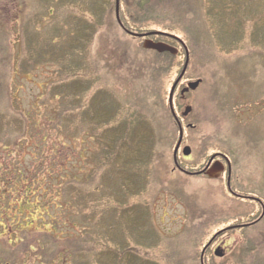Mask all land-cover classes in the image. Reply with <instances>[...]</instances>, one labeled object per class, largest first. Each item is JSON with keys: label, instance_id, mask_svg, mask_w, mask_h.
<instances>
[{"label": "rangeland", "instance_id": "1", "mask_svg": "<svg viewBox=\"0 0 264 264\" xmlns=\"http://www.w3.org/2000/svg\"><path fill=\"white\" fill-rule=\"evenodd\" d=\"M137 4L120 1L128 31L167 33L189 51L173 95L191 148L184 167L225 154L232 194L264 198V0H147L141 13ZM141 42L116 23L114 0H0V264H264V221L230 228L260 208L228 192L226 163L218 177L174 169L168 95L183 49L171 44L170 57ZM80 46L90 69L73 79ZM65 94L82 112L79 128L68 125ZM95 167L72 224L67 183Z\"/></svg>", "mask_w": 264, "mask_h": 264}, {"label": "trees", "instance_id": "2", "mask_svg": "<svg viewBox=\"0 0 264 264\" xmlns=\"http://www.w3.org/2000/svg\"><path fill=\"white\" fill-rule=\"evenodd\" d=\"M144 6L145 5H143V3L142 2H140L139 4H137V5H135L134 7L136 8L135 10L137 11V12H142V10L144 9ZM128 7V6H127ZM134 7H129V8H134ZM122 18V17H121ZM133 18H134V16H133ZM76 22H78V21H76ZM124 23H125V21H123ZM98 24H99V22H98ZM87 26V25H86ZM75 30H77L78 31V34L76 35V37H78V36H80V34L79 33H82V32H84V30H86V28H85V26L84 25H82V27L81 28H75ZM80 39V38H79ZM84 47H81L80 46V48L78 49V50H76V51H74L73 52V54L77 57V58H80L81 60H80V62L78 63V65H74V64H70L71 65V67H72V69L70 70V73H66L68 76H71V77H73V79H77L78 77H77V74H74V73H72L73 72V69H75L76 68V70H78V71H82L83 73L85 72V71H88L89 69H90V65H89V63H87V60H86V53H85V48L83 49ZM84 60H85V62H84ZM79 61V60H78ZM1 68V67H0ZM13 70H12V72L14 73V74H16L17 72L19 73L20 71H27L28 69H26V68H18L17 67V65L15 66H13V68H12ZM0 72H1V75H4V72L0 69ZM84 74H86V73H84ZM72 80V79H71ZM86 82V81H85ZM50 87H51V85L49 84L48 86H47V88L45 89V91H46V95L47 96H51V91H49L50 90ZM60 87H63V85H61ZM64 99H67V101H66V103L64 102ZM59 100L61 101V103L63 104V105H65L69 110H67V113L69 114V122H68V125H70L71 126V124H77V127L79 128V125L81 124V114H82V112L81 111H79L78 110V107H75V106H69L70 105V103H73V102H75V97H73V98H70V96H68V94H65L64 96H61L60 98H59ZM61 105V104H60ZM61 107V110L63 109V107H62V105L60 106ZM18 115H19V117H20V121H21V124L22 125H24V124H26V123H29L30 122V120H29V118L27 117V115L26 114H19L18 113ZM171 117H172V115H171ZM107 123L108 122H106L105 123V125H107ZM98 126H101V124H99ZM65 127H67V126H65ZM60 128V127H59ZM128 129H129V131H128V133H130V127H128ZM79 131H81V130H79ZM99 132V131H98ZM60 134H61V136L63 135V136H65V134H63V133H61L60 132ZM72 134V133H71ZM70 137V136H69ZM71 137H73L72 135H71ZM122 141H123V138L121 139ZM121 141V142H122ZM8 142H10V141H8ZM120 142V143H121ZM116 144V143H115ZM115 144H113V146L112 147H110V145H109V143H105V145L102 147V150H109V149H113V147L115 146ZM54 146V145H53ZM51 150L53 151V147L51 148ZM96 173V167L93 169V171H92V173L91 174H89V176L87 177V178H85L83 181L79 178H77V177H75V176H72V179H70L69 181H68V183H67V186H68V189H69V191H70V199L73 201L72 203H70V204H76V206L78 207V208H76L77 209V214L73 217V216H71V219H70V222L72 223V224H77L76 222L77 221H74V220H76L75 218H79V217H81V213H79L80 212V210L82 209V206H81V203H80V200H79V198H81L82 197V194H83V192H86L87 194H89L90 195V191H89V185H91V184H93V182H92V176L94 175ZM82 200V199H81ZM85 203H87V204H92V205H88V206H91V209L89 208V210H94V206L96 205L95 203H93L92 201H91V203H90V200H86V202ZM87 206L85 205V207H84V210L87 212V211H89L88 210V208H86ZM79 222H81L82 223V221H79ZM84 223V222H83ZM83 223H82V225H83ZM84 226V225H83ZM86 227V226H85ZM85 233H87L86 231H84ZM88 234V233H87ZM89 235V234H88ZM79 241V243L80 242H82L81 240H78ZM84 241V240H83Z\"/></svg>", "mask_w": 264, "mask_h": 264}, {"label": "water", "instance_id": "3", "mask_svg": "<svg viewBox=\"0 0 264 264\" xmlns=\"http://www.w3.org/2000/svg\"><path fill=\"white\" fill-rule=\"evenodd\" d=\"M115 12H116L117 19H119V16H118V14H119V0H115ZM133 35H135V36H146L147 34H133ZM174 38H176V37H174ZM177 40L182 44V47H183V49L185 51V60H184L183 67H182L179 75L177 76L176 80L174 81V83H173V85H172V87L170 89L169 96H168L169 108H170L171 114H172V116H173V118H174V120H175V122L177 123V126H178V140H177L176 146L174 148V152H173V158H174V162L175 163H177L176 162V154H177L178 148H179V146L181 144V141H182L183 129H182V126H181V124L179 122V119H178V117H177V115H176V113H175V111L173 109L172 97H173V92L175 90V87L177 86V84L179 83V81L181 80L183 75L185 74L187 66H188V62H189V53H188V50H187L185 44L181 40H179V39H177ZM142 47L146 48V49H153V50H156L157 52H160V53H163V52H169L171 54H176L177 53V49L176 48H174V47H172V46H170V45H168L166 43H161V42L155 43V42H151L150 40H145L142 43ZM200 82H201V79H197L195 81L188 82L187 85L180 91V94L184 95L189 90H195L199 86ZM190 111H191V107L190 106H186L185 109H184V112L182 114L184 116H186ZM182 152H183V155L187 156V155L190 154L191 149H190L189 146H185L183 148ZM219 155L222 158H224V160L226 161L227 166H228L227 185H228L229 191L231 192V189H230V186H229L230 164H229V161H228L226 156H224L223 154H219ZM214 157L215 156L210 157L207 167L209 166V164L211 163V161H212V159ZM219 164H220V166H219ZM222 170H223V165L221 164V162H216L214 168L210 171L211 173H209V171L206 173L205 170H201V171L197 172V174L201 173V174L208 175L210 177H218V175L222 172ZM241 226H243V225H235L233 227L231 226L230 228H237V227H241ZM215 237H216V235L205 245V247L203 248V250L201 252L200 259L203 258V254H204L206 248L210 245V243L212 242V240ZM214 254L217 257H222L224 255V251H223V249L218 247V248L215 249Z\"/></svg>", "mask_w": 264, "mask_h": 264}, {"label": "flooded vegetation", "instance_id": "4", "mask_svg": "<svg viewBox=\"0 0 264 264\" xmlns=\"http://www.w3.org/2000/svg\"><path fill=\"white\" fill-rule=\"evenodd\" d=\"M115 1V0H114ZM120 1L121 0H119V3H120ZM140 2H142L143 3V5H145L146 4V2H147V0H138V4L140 3ZM129 6H134V5H129ZM124 14H126V13H123V16H124ZM122 16V13H120L119 12V19H120V21H118L117 19H116V23L119 25V27L121 28V29H123L124 31H125V23L123 22L124 21V18H125V16L123 17ZM115 17H116V14H115ZM122 17V18H121ZM139 31H134V30H132V31H128V32H126L127 34H129V35H131L132 37H136V38H141V46H142V43L145 41V40H150V41H155V42H163V43H167V44H169V45H171V44H177V41L176 40H174V39H170L169 37H167V36H165V35H160V34H156V35H151V36H145V37H139V36H135V35H133V34H147L148 33V31H145V30H142V29H138ZM133 33V34H132ZM171 46H173V45H171ZM153 51V50H152ZM184 96L185 95H183V96H181L180 95V97H181V99L183 100L184 99ZM187 116V115H186ZM186 116H182L183 118L184 117H186ZM188 126L189 125H186L185 127H187L188 128ZM190 126H192L191 128H194V125L193 124H190ZM182 142H183V140H182ZM184 146H186V145H182V143H181V145H180V147H179V149L180 150H182V148L184 147ZM179 151V150H178ZM187 157L188 156H181L180 157V161H179V159H178V156H177V164H175L174 163V169H176V170H178L180 173H182V174H184V175H187L188 177H194V176H206L205 174H197V172H199V171H201V170H205V172L207 173L208 171H209V173H211L210 171L214 168V166H215V163L216 162H221L222 163V161L220 160L221 159V157H219V156H216V157H214L213 159H212V161H211V163L209 164V166L207 167V165H208V163H209V159L206 161V163L204 164V167L202 168V169H200V170H198V171H193V170H187L184 166H185V162L184 161H186V160H188L187 159ZM223 164V163H222ZM219 166H220V164H219ZM224 166V165H223ZM207 167V168H206ZM224 168V167H223ZM226 169H227V165H226ZM224 170H222V172H223ZM222 172L218 175V176H221L222 175ZM210 177V176H209ZM208 177V178H209ZM227 178H228V171H227ZM229 184H230V178H229ZM226 186H227V179H226ZM230 189L232 190V192L234 193V191H233V189L231 188V184H230ZM228 191H229V189H228ZM230 193V192H229ZM232 194V193H231ZM234 197H236V198H241V200L242 199H248V200H250V201H254V202H256L258 205H259V213H258V215L256 216V217H252L248 222H246V223H244L243 224V227L242 228H244V227H247V226H251V225H256V224H258V223H260L262 220L264 221V198H262V197H260V196H255V195H249L248 194V196H245V197H243V196H238V195H235V194H232Z\"/></svg>", "mask_w": 264, "mask_h": 264}]
</instances>
